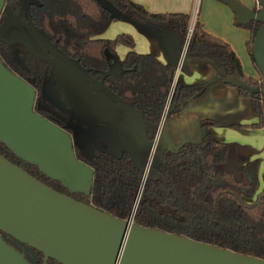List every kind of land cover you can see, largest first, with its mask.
Instances as JSON below:
<instances>
[{
	"label": "trees",
	"instance_id": "16d2710c",
	"mask_svg": "<svg viewBox=\"0 0 264 264\" xmlns=\"http://www.w3.org/2000/svg\"><path fill=\"white\" fill-rule=\"evenodd\" d=\"M124 18L135 24L173 34L184 43L191 26L186 14H151L133 0H102ZM15 0H6L7 5ZM255 13L258 9L255 8ZM32 27L53 45L61 56L75 63L91 83L105 88L120 102L140 113L147 122V136L166 114L175 115L189 103L198 100L225 75L233 76L252 88L262 86L263 80L252 58L255 34L261 24L257 21L237 26L246 29L250 38L246 48L258 77L243 72L239 58L223 40L210 35L196 18L186 56L207 59L218 71L215 80L207 84L184 86L174 84L175 69L158 63L153 55L134 51L133 38L127 34L114 40L102 36L113 21L110 11L98 0H34L28 4ZM118 45L128 49L125 58L116 62L114 51ZM10 43L0 42V60L4 67L14 70ZM30 72L43 67L28 55L24 61ZM23 63L21 59V64ZM113 63L120 66L118 74L108 70ZM229 86V85H227ZM258 117L256 127H264L262 95L249 97ZM216 125L201 122L200 126ZM159 149V148H158ZM160 155L150 166L143 184L144 163L137 161L130 151L120 157L104 152L90 159L78 155V160L93 170V182L88 196L71 194L60 182L51 180L39 170L19 160L0 142V155L31 177L56 192L67 195L113 218H130L138 192L143 190L137 204L133 223L139 227L187 238L264 261V187L253 200L257 184V162L248 161L249 152L237 145L215 142L204 134L198 143L185 142L179 147L159 149ZM264 186V172L262 175ZM0 235L7 240L10 237ZM34 260L42 264L43 256L35 250ZM51 264H57L49 260Z\"/></svg>",
	"mask_w": 264,
	"mask_h": 264
},
{
	"label": "water",
	"instance_id": "95a60500",
	"mask_svg": "<svg viewBox=\"0 0 264 264\" xmlns=\"http://www.w3.org/2000/svg\"><path fill=\"white\" fill-rule=\"evenodd\" d=\"M256 1L257 13L235 2L230 4L238 24L253 21L261 24L254 37L252 58L263 84L252 88L228 74L221 84L242 90L249 97L261 94L264 101V0ZM98 2L112 10L104 1ZM4 5L5 0H0V14L4 11L6 15L0 27V41L7 43L9 39L3 33L15 25L11 8ZM14 41L35 58L52 62L70 74L91 98L128 112L139 122L146 139L148 124L142 115L127 104L113 103L101 93L93 92L76 64L51 59L47 54L41 57L26 41ZM188 41L189 38L187 45ZM34 97L35 91L0 61V142L18 159L36 166L70 193L89 195L93 171L76 161L68 134L33 113ZM167 118L165 111L161 121L153 126L156 130L150 142L153 151L159 147L160 129ZM152 160L151 157L144 170L143 184ZM143 184L130 218L123 221L54 191L0 155V232L40 253L43 264L48 260L57 264H264L263 260L135 225L133 219ZM0 264L29 263L23 253L0 235Z\"/></svg>",
	"mask_w": 264,
	"mask_h": 264
},
{
	"label": "crops",
	"instance_id": "0c3cea01",
	"mask_svg": "<svg viewBox=\"0 0 264 264\" xmlns=\"http://www.w3.org/2000/svg\"><path fill=\"white\" fill-rule=\"evenodd\" d=\"M133 2L143 6L151 14H186L192 17L196 0H133ZM230 2L247 8L257 7L256 0H199L197 19L207 33L215 35L232 48L240 60L244 74L257 79L258 74L246 51L247 48L244 49L245 53L241 43L240 50L236 49L235 43L231 40V35H237V33L242 35L243 41L248 40L249 31L236 25L237 18ZM213 10L216 11L218 24L222 23L216 28L210 25L211 16L215 17ZM110 11L113 21L110 28L99 37L100 39L113 40L121 34L130 35L135 40L134 51L137 54L153 55L158 63L170 65L175 69L174 84L186 85L184 80L188 76H193V82L198 84H207L216 79L218 71L211 61L193 59L185 55L187 39L183 43L173 34L135 24L114 9ZM127 53L126 47L118 45L114 51L115 61L120 62ZM241 55H246L244 61L240 58ZM248 58L249 61L246 62ZM250 62L251 68L246 71L245 66H249ZM251 110L250 100L241 97L238 89L217 83L201 98L186 105L181 112L167 118L160 129L159 148L174 149L185 142L198 143L204 134L209 133L208 127L215 126L201 127V122L211 121L218 128H231L236 126L240 118L257 119ZM248 161H252L250 153Z\"/></svg>",
	"mask_w": 264,
	"mask_h": 264
},
{
	"label": "flooded vegetation",
	"instance_id": "af4514ba",
	"mask_svg": "<svg viewBox=\"0 0 264 264\" xmlns=\"http://www.w3.org/2000/svg\"><path fill=\"white\" fill-rule=\"evenodd\" d=\"M30 3H32V2H30ZM30 3H28V4H30ZM28 4H26L25 0H15L14 3L7 5L6 0H5L4 6L10 7L12 12H13V17H14L13 25H15V26H12V27L6 29L3 33V36L9 39V42H7V43H10L12 46L13 64L11 63V66H13L15 71H17L18 68H21L23 71L19 72L20 75H18L16 73L10 71L9 69H7V70L10 71L12 74H14L16 77H18L19 79H21L23 82H25L27 85H29L35 91V97H34L33 107H32L33 113L42 117L43 119L47 120L48 122L52 123L53 125H55L56 127H58L59 129H61L62 131H64L66 134H68L70 136L71 141H72V150H73L74 157H75L77 162L81 163L82 165H84V166H86L92 170V168L90 166H88L84 162L78 160L79 154L83 155L87 158H90V159L95 155V153H98V152H104V153H107L113 157H120L123 152L129 151V148H128L129 146L124 144L125 139L122 138L124 133L122 134V131H120L119 128H116V126H114L113 128L108 129V127L103 125V124L98 125L97 127L92 126L91 124L85 126V125L81 124L78 120H75V118H73V116L71 114L67 113V110H66L67 106L64 102V96L66 97V95L64 94V92L61 88V86H62L61 84L64 82V80L57 78L55 74L63 73L65 75H67L78 86L77 82L73 79V77L70 74H68L67 72L63 71L62 69L56 67L54 63L49 62V61H45V60H39V59L35 58L31 53H29V51L27 50L26 47H24L23 45H21L17 42L15 43L14 40H16V39L24 40L30 46H32V48L41 57H44L47 54V57H49L51 59H54L57 61L64 60L70 64L75 65V63L63 58L61 56V54L55 49V47L53 45H51L50 43H48L46 40H43L39 36V34L36 32L37 30H35L32 27V25L29 21V16H28ZM5 18H6V15H5L4 11H2L0 14V27L2 26ZM1 43H3V42H1ZM26 55H28L35 63H38V65L44 66L41 72H39V71L30 72L26 68V63L24 62L26 59ZM21 59L23 61L22 64H21ZM1 63H2V61H1ZM2 65H3V63H2ZM84 78H85L86 83L91 87L93 92L101 93L102 95H104L108 99H110L111 102H113V103L120 102L117 99H115V97H113V95L111 93H109L105 88L97 85L96 83H93V82L91 83L90 81L87 80V77H85V76H84ZM81 90L83 91L84 94H87L85 92V90H83L82 88H81ZM96 99H98V98H96ZM99 100L102 102L103 106H105V107L107 106L110 108V106L106 102H104V100H102V99H99ZM121 103H123V102H121ZM167 108H168V105L166 106L165 111H167ZM74 128H81L84 130L87 141L91 143L90 145H93L91 147L90 151H86L83 144H80L79 140H81V137L79 135L76 136L77 139H75V141L72 140V137L75 138ZM112 129H113V133H110V131H112ZM154 132L156 133V130L151 131L150 134L147 136V128H146V141H148L149 143L154 139V136H155ZM113 136L114 137L119 136V139H123V143L119 139H115V138L112 139ZM76 140H77V142H76ZM119 142H121L123 144L124 149L120 153V155L115 156L111 152L112 146L115 143L119 144ZM94 145H96L97 148H95ZM156 151H159V149L157 147H156ZM159 155L157 156V158L159 157ZM22 162H24V161H22ZM153 162L154 161L152 160L150 163V166ZM24 163H26V164L32 166L33 168L39 170L34 165H31L27 162H24ZM92 182H93V180H92ZM71 194H81V193H71ZM6 241L9 245H11L13 248H15L19 252L23 253L24 255H26L28 251L31 252L32 254H34V252L29 250L30 248H28L27 246H24L22 244H19L18 242H16L13 239L8 238ZM29 263L30 264H38V262L32 258H30ZM42 264H43V259H42ZM46 264H51V263L48 260Z\"/></svg>",
	"mask_w": 264,
	"mask_h": 264
},
{
	"label": "rangeland",
	"instance_id": "374dc122",
	"mask_svg": "<svg viewBox=\"0 0 264 264\" xmlns=\"http://www.w3.org/2000/svg\"><path fill=\"white\" fill-rule=\"evenodd\" d=\"M25 1H26V4L30 2H34V0H25ZM106 5L109 6L108 4ZM244 7L247 8L246 6ZM247 10L255 11V6L254 7L250 6V8H247ZM213 15L215 17L211 16L210 25L214 28H216V26L222 25V23L218 24L217 22L218 17L216 16L215 10H213ZM192 24L193 23L191 21V26ZM36 32L39 34V36L43 40H45V38L43 37L41 33H39L38 31ZM249 38H250V33H249L248 40ZM231 40L233 41V43H235L234 45L236 49L240 50L241 43H242V46L244 47L243 50L246 49V43L248 40H244L245 41L244 42L242 40V35L240 33H237V35L232 34ZM140 55H146V54H140ZM240 58L244 61L246 58V55L245 56L241 55ZM248 61H249V58L246 59V62ZM249 64H250L249 65L250 67L248 65L245 66L246 71H249L251 68V62ZM119 72H120V66L117 63H113L108 70V73L110 74H118ZM55 75L57 78L64 80V82L61 84L62 85L61 88L67 97L66 98L63 95L64 102L67 106L66 110L68 114H71L73 118H75V120H78L81 124L85 126L91 124L92 126L97 127L98 125L103 124L107 126L108 129H111L114 126H116V128H119L120 131H122V134L124 133L122 138L125 139L124 144L129 146L128 147L129 151L133 154V156L137 158V161H140L141 163L145 164L144 170L146 169L148 160L151 157L153 158L154 162L157 160L156 150L153 151L151 144L148 141H146L141 125L133 116H131L128 112L120 108H111V107L109 108L107 106L106 107L103 106L102 102L99 99H94L88 96V94H84L81 88L78 87L74 83V81L71 78H69L67 75L63 73H58ZM83 75L85 76L84 73ZM184 81L186 83V85L184 86L199 85L198 83L193 82V76L186 77ZM251 109H252V106H251ZM251 112L253 113L252 110ZM258 123H259L258 117L257 119L240 118L237 121L236 126L231 127V128H218L216 125L208 127V132H209L208 135L212 138L213 141L221 143V144L237 145V146L243 147L246 150H248V152L251 154V160L257 162V184H256V191H255L253 200H255V198L261 193L264 187L263 179H262V175L264 172V131H263L264 127L262 128L256 127L255 125H257ZM74 131H75V138L72 137V140L75 141V139H77L76 136L79 135L81 137V140H79L80 144H83L86 151H90L93 145H90L91 143L87 141L84 130L81 128H74ZM110 133H113V129L112 131H110ZM114 138L119 139V136H116V137L113 136L112 139ZM123 139H119V140H121L123 143ZM122 143L121 142H119V144L115 143L112 146L111 152L115 156L120 155V153L123 151L124 146ZM94 147L97 148L96 145H94ZM73 172L75 174L77 173L76 170H73ZM2 239L7 243V241L3 237ZM27 254L24 255V257L29 263L30 258L33 259L34 256L29 251L27 252Z\"/></svg>",
	"mask_w": 264,
	"mask_h": 264
},
{
	"label": "built area",
	"instance_id": "2783aa9c",
	"mask_svg": "<svg viewBox=\"0 0 264 264\" xmlns=\"http://www.w3.org/2000/svg\"><path fill=\"white\" fill-rule=\"evenodd\" d=\"M198 3H199V0H196L195 5H194V13H193V15H192V19H191V21H192L193 24H192V26H190V28H189V32H188L187 39L190 38V34H191V32H192V28H193L194 23H195V20H196V18H197ZM256 8L258 9V7H256Z\"/></svg>",
	"mask_w": 264,
	"mask_h": 264
}]
</instances>
